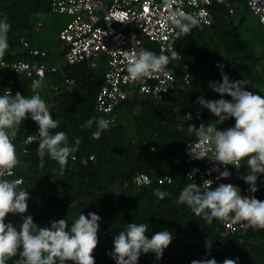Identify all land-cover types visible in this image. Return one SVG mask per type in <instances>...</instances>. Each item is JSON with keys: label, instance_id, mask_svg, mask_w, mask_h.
<instances>
[{"label": "trees", "instance_id": "obj_1", "mask_svg": "<svg viewBox=\"0 0 264 264\" xmlns=\"http://www.w3.org/2000/svg\"><path fill=\"white\" fill-rule=\"evenodd\" d=\"M50 1L0 0V19L6 14L11 24L8 33L10 48L2 59L16 60L25 56L21 52L20 38L32 37L30 30H33L35 24L34 18L36 15L50 13ZM232 1H240L242 7L248 10L245 1ZM212 10L215 22L211 28L218 37L224 54L202 48L198 41L207 29L196 25L189 34L176 40L175 50L182 58L173 63L190 64L196 74L209 82L221 79L218 64L224 65L223 72L229 76L230 81H255L256 75L232 67L230 61L240 60L259 70L263 58L257 55L249 41L243 37L240 25L233 16L228 15L221 6H214ZM147 49H153L159 55L152 44H148ZM11 78L16 91L30 90L29 80L23 74H11ZM48 78L56 83H62L66 79L75 80L72 92L50 108L53 119L60 121L59 127L52 131L67 133L70 143H74L79 137V150L73 156L94 155L95 160L87 165L77 164L70 167V156L61 175L57 162L47 156L44 167H39V139L28 146L26 153L22 152L23 147L19 140L14 142L21 161L15 171L24 180L18 190L29 192L25 215H31L34 222L41 227L50 226L51 221L59 219H67L70 227L82 212L85 215L89 212L98 214L102 219L99 222L98 246L93 252L95 264H116L108 255L113 250L114 237L132 222L147 224L146 235L149 238L162 230H169L173 236L161 260L157 261L152 253L141 254L138 264H191L192 260H197L204 246L216 243L219 238L218 220H205L196 216L187 205L176 203L182 189L188 183L194 182L180 176L190 167L185 158V143L196 139L194 134L188 133L187 126L195 124L199 127L201 123L208 124L199 120L179 122L178 108L183 103L177 86L178 93L170 91L160 102L138 95L122 103L119 115L121 117L126 109L131 113L136 141L128 140L121 125L109 127L96 140L92 138L96 125L93 124L91 129L82 128L81 125L93 117L100 118L94 105L97 92L103 83V67L90 69L86 63H80L65 66L62 72L48 74ZM234 124V119H229L218 128L223 130ZM34 129H38V125L29 118L21 124L19 138ZM139 172L147 173L153 178L170 173L175 178L170 184L154 183L137 188L132 185L131 180ZM239 175L244 174L239 171ZM239 175L237 170L233 171L234 181L244 188L249 187ZM195 182L200 185L197 180ZM257 187L258 198L264 201V174L259 176ZM157 188L170 195L160 200L153 194ZM7 222L19 228L22 217L10 213L6 217ZM226 242L228 255L238 258L240 264H264V229L248 228L242 239L231 236ZM18 259L19 255L6 261V264H15ZM216 261L217 264H223L222 261Z\"/></svg>", "mask_w": 264, "mask_h": 264}, {"label": "clouds", "instance_id": "obj_2", "mask_svg": "<svg viewBox=\"0 0 264 264\" xmlns=\"http://www.w3.org/2000/svg\"><path fill=\"white\" fill-rule=\"evenodd\" d=\"M174 2L163 0V6L168 9L167 19L178 29L175 39H179L189 34L197 21L190 14L172 10ZM10 29L11 24L4 14L0 19V59L10 48ZM175 39L168 45L170 55H165L163 50L157 55L143 48L125 53L128 57V78L136 81L171 72L168 65L182 58L175 50ZM217 67L221 69V79L210 81L209 87L221 98H197V103L213 114L216 120L214 123H201L199 127L195 124L187 126L188 133L194 134L199 142L197 146L189 145L188 155L195 160H208L224 166L223 171L219 167L214 169L218 172L217 180L231 177L227 166H233L239 175L241 166L246 165L247 173L239 175V178L249 185L248 192L254 194L258 191L257 180L264 174V96L247 90L246 80L230 81L223 72V64ZM40 87L41 80L37 79L32 81L33 91L28 97L20 92L13 96L7 89L0 95V264H6L17 255L19 259L15 264H95L93 252L98 246L99 222L102 219L98 214L89 212L85 215L82 212L70 227L67 219L53 220L50 226L41 227L31 215H24L28 210L29 192L18 190L19 182L8 179L21 163L13 140L29 115L38 125L36 137L39 139L37 155L40 168L44 167L47 156L57 162L63 175L69 157L74 159L73 154L79 150V137L70 143L67 133L52 131L59 127L60 121L53 119L49 106L36 91ZM225 96L231 99H224ZM192 119L191 113L181 117L184 122ZM229 119H234V126L223 130L217 127ZM93 124L96 131L92 133V138L98 140L101 133L109 128L110 122L93 117L81 127L91 129ZM188 179L194 182L182 189L176 200L178 205H187L196 216L205 220L215 218L230 225L242 224L245 230L264 229V201L254 195H241L240 188L231 183H219L213 187L212 180H204L198 185L193 172L188 174ZM153 194L160 200L170 195L159 188ZM10 213L22 217L19 228L11 222L6 223ZM147 232L148 225L145 223H128L125 230L114 237L113 250L108 255L116 264H138L141 254L149 253L154 254L157 261L161 260L172 242V233L162 230L149 238ZM237 261L238 258L225 259L223 264H237ZM191 264H217V261L214 258L192 260Z\"/></svg>", "mask_w": 264, "mask_h": 264}, {"label": "built area", "instance_id": "obj_3", "mask_svg": "<svg viewBox=\"0 0 264 264\" xmlns=\"http://www.w3.org/2000/svg\"><path fill=\"white\" fill-rule=\"evenodd\" d=\"M243 1L264 33V0ZM214 6H221L230 16L236 15L237 5L232 0H175L172 10L192 15L197 21V26L209 29L215 22L212 10ZM50 13L67 17V21L57 33L58 40L63 44L62 63L49 62L48 48L33 38L21 36V51L25 56L16 60H0V95L4 94L5 89L10 90L13 96L18 92L14 88L11 74L21 73L29 80L30 90L20 93L25 97L30 96L33 91L32 81L41 80V87L36 91L51 108L72 92L75 80L66 79L62 83H56L48 78V74L62 72L65 66L80 63H86L90 69L101 66L103 83L97 92L94 110L98 117L108 120L111 126L119 120V108L126 100L143 95L160 102L168 92L178 93L176 89L178 74L181 84L186 86L193 84L196 79V72L190 64L173 62L168 65L171 72L167 75L155 74L153 78L136 81L128 78L126 71L128 57L125 53L140 48L154 52L153 49H147V45L152 44L159 54L161 50L165 55L170 54L168 45L175 39V32L178 29L167 19L168 9L163 6V0H51ZM36 136L38 129L22 138H19L18 133L13 143L19 140L23 147L22 152L26 153L28 146L38 139ZM198 143L197 138L185 143V158L190 167L180 176L189 180L188 174L193 172L194 180L200 185L204 180H212V186L231 183L240 188L241 195H254L259 199L257 192L251 194L248 192L249 187L244 188L234 181L233 171L236 169L233 166H227V170L232 174L230 178L217 180L218 172L214 169L219 167L223 171L224 166L208 160L191 158L188 155L189 145L197 146ZM74 157V159L71 157L70 167L77 164L87 165L95 160L94 155ZM239 171L246 174L247 166L242 165ZM13 173L8 179L17 180L20 188L24 180L16 174L15 169ZM174 178L170 173L153 178L147 173L139 172L133 176L131 183L139 188L154 183L170 184ZM127 185L126 183L125 186ZM218 222L219 238L214 245L204 246L197 260L214 258L223 262L225 259H236L228 255L226 239L231 236L242 239L248 229L245 230L242 224L230 225L220 220ZM237 264H240L239 260Z\"/></svg>", "mask_w": 264, "mask_h": 264}, {"label": "rangeland", "instance_id": "obj_4", "mask_svg": "<svg viewBox=\"0 0 264 264\" xmlns=\"http://www.w3.org/2000/svg\"><path fill=\"white\" fill-rule=\"evenodd\" d=\"M236 5L237 12L236 15L233 16V18L235 19V22L240 25V30L243 37L249 41L257 55L263 58V63L260 65L259 70H257L255 66H252L249 63H243L240 60H231L230 64L232 65V67L239 70L242 69L244 72H248L250 75H256L257 79L255 81L247 82L248 84L246 85V89L264 96V35L261 36L260 32L255 33L251 30L252 23H250L249 18L251 15L249 11L242 7L240 1H236ZM251 19L254 18L251 16ZM40 20L41 21H38L34 18L35 24L33 30L34 32L40 33V35L42 36V38L40 39L42 46L48 48L51 51V55H49V62L60 64L62 61L60 56L57 55V51L60 47H58V41L56 39L59 24L55 23L53 17L50 15H42ZM39 22L42 23L41 26L38 25ZM262 38L263 40H261ZM198 42L201 44L203 49H209L210 51L217 52L220 55L224 54L219 39L216 34H214L212 28L207 29L204 36ZM176 86L181 91L179 93V97L181 99V102L183 103V105H180L178 108V119L180 123L191 122L194 120H199L201 122L206 121L208 123L215 122L216 118L213 116V114H211L207 109L202 108L197 103V98L200 96H203L206 100L221 98L218 93L212 91V89L209 87V81L206 78L202 77L200 74H196L194 83L186 86L181 84L178 74ZM223 98L229 100L231 99V97L227 96ZM187 113H191L193 119L184 122L181 120V117H183ZM197 113H199L200 115L197 116ZM29 118H31L30 115L26 120H28ZM118 125H121L123 127V130L127 133L128 140L132 142L137 140L134 132L131 113L127 111V109L121 113V117L119 118V120L114 122L109 127ZM219 126H222V124L217 125V127ZM115 188L117 189V187Z\"/></svg>", "mask_w": 264, "mask_h": 264}, {"label": "crops", "instance_id": "obj_5", "mask_svg": "<svg viewBox=\"0 0 264 264\" xmlns=\"http://www.w3.org/2000/svg\"><path fill=\"white\" fill-rule=\"evenodd\" d=\"M42 15H50L53 17L54 19V22L55 23H58L59 24V28H58V31L60 30V28L63 26V24L67 21V17L66 16H59V15H54V14H51V13H48V14H41V15H36L35 16V19H37L38 21H41V16ZM251 15V14H250ZM248 17H249V14H248ZM51 19V18H50ZM250 23L251 24V30L255 33L257 32H260L261 33V36L264 35L263 31L261 30V28L259 27L258 23L254 20V19H251V16H250ZM53 21V20H52ZM40 24V25H39ZM39 26L42 25V23H38ZM30 33L32 35L31 38L35 39L39 44L41 43L40 42V39L42 38V36L40 35V33H37V32H34V30H30ZM58 33V32H57ZM57 41H58V47L59 48V52L57 51V55L60 56L61 58V61L63 60V44L58 40V37H56ZM263 40V38L261 39ZM42 45V43L40 44ZM22 52V51H21ZM51 52V51H50ZM51 55V54H50ZM50 57V56H49ZM56 57V56H55ZM52 63H55V62H52ZM62 63V62H61Z\"/></svg>", "mask_w": 264, "mask_h": 264}]
</instances>
